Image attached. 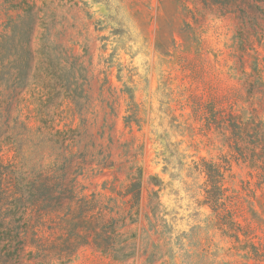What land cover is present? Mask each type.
Instances as JSON below:
<instances>
[{"label":"rangeland","instance_id":"1","mask_svg":"<svg viewBox=\"0 0 264 264\" xmlns=\"http://www.w3.org/2000/svg\"><path fill=\"white\" fill-rule=\"evenodd\" d=\"M263 86L264 0H0L2 177L38 186L7 218L21 264L41 245L55 264H264V135L230 122L264 124ZM82 212L122 263L56 253Z\"/></svg>","mask_w":264,"mask_h":264},{"label":"trees","instance_id":"2","mask_svg":"<svg viewBox=\"0 0 264 264\" xmlns=\"http://www.w3.org/2000/svg\"><path fill=\"white\" fill-rule=\"evenodd\" d=\"M201 2L203 4H208V0H201ZM209 2L211 5H217L224 8L238 5V0H209ZM32 32L33 28L30 29V33L28 34V46L30 44ZM260 73L261 70L259 65H257L254 70V74L257 78H260ZM250 89L252 90V87H250ZM262 90L264 91V86L262 87ZM238 120H240V124L238 125L235 123V118L230 121L232 126L238 131L236 139L245 143L247 142L248 138H250L253 140L251 144H256L258 141L262 140V136L264 135L262 128L264 124H260L259 122L255 123L256 116L254 114V110L247 119H244L243 116H239ZM2 163L3 160L0 156V264H21L28 245L25 241L14 243L15 239H17L19 235L17 234L15 226L11 222L12 217L9 219V221L7 218H9L11 214H16L20 206H23V209L26 210L28 207H31L28 198L23 196H25V194H31V192L35 191L38 186H36V184L33 185L31 182L22 183L17 181L13 185L6 183L2 177ZM203 172L205 175L204 193L206 195L204 204L215 211L214 209L216 207L214 208L212 205H210V202L215 201L216 203H219L220 201V196L224 191L222 189L224 172L222 171V168L219 166V164L212 160L203 163ZM46 187L47 185L45 184L40 185V188L45 189ZM130 190H133L132 192H134V195H132V198L137 204L140 199L139 181L131 183L130 187H128L126 190V195L130 194ZM84 213L85 212H82L80 214L79 220L85 224V227L80 228L78 225H74V227L71 229L72 232H74L77 236H82V241L78 244L68 243V247L65 249V251H56V253H68L71 255L74 254L80 247L89 246L95 251H98L104 255H109L113 261L122 263L124 259L123 257H120V252L123 251V249L117 245L112 246L110 243H104V237L102 233L96 228V224L93 222L84 221L86 218ZM65 226L66 225L62 223V225H59V229H62ZM89 238L91 239L89 240ZM106 245H108V247H105ZM35 249L37 252L35 256L31 251L29 253H31V260L36 261V264H55L50 261L51 258L49 259L48 257V255L51 254L48 247L41 245Z\"/></svg>","mask_w":264,"mask_h":264}]
</instances>
